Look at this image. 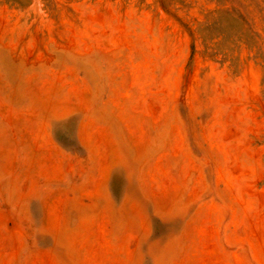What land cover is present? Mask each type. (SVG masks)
Returning a JSON list of instances; mask_svg holds the SVG:
<instances>
[{"label":"rangeland","instance_id":"obj_1","mask_svg":"<svg viewBox=\"0 0 264 264\" xmlns=\"http://www.w3.org/2000/svg\"><path fill=\"white\" fill-rule=\"evenodd\" d=\"M30 76L44 90H24ZM30 92L64 106L87 94L98 124L130 132L133 179L191 173L192 225L164 208L143 264H264V0H0V150L37 108ZM79 120L53 126L76 153ZM180 138L184 162L154 167ZM13 157L0 151V264H54L45 203L18 194Z\"/></svg>","mask_w":264,"mask_h":264},{"label":"crops","instance_id":"obj_2","mask_svg":"<svg viewBox=\"0 0 264 264\" xmlns=\"http://www.w3.org/2000/svg\"><path fill=\"white\" fill-rule=\"evenodd\" d=\"M19 83L26 91L35 88L34 92L47 85L36 76L22 78ZM29 85L35 86L26 87ZM31 95L38 99L37 108L33 102L31 112L20 117L7 146H1L0 151L14 156L16 186L24 201L45 203L47 235L52 238L48 252H59L54 264H143L144 255L137 259L138 247L153 242V218L170 220L164 208H170L167 212L176 218L188 217L186 224L192 225L189 210L198 193L189 171L184 181L177 182L167 166L164 183L157 188L151 172L138 173L133 179L130 132L113 133L98 124L87 94L78 104L71 96V103L65 106L40 94H26ZM74 114L80 115L76 133L80 153L61 147L53 132L54 124ZM181 143L180 138L172 153L162 154L153 166L160 167L168 155L176 165L183 163ZM141 154L145 152L135 157ZM118 170L126 173L120 194L114 188ZM181 171L183 178L185 172Z\"/></svg>","mask_w":264,"mask_h":264}]
</instances>
